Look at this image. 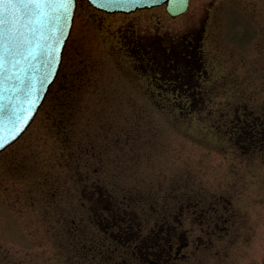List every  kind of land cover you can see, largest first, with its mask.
Returning a JSON list of instances; mask_svg holds the SVG:
<instances>
[{
  "label": "rangeland",
  "instance_id": "obj_1",
  "mask_svg": "<svg viewBox=\"0 0 264 264\" xmlns=\"http://www.w3.org/2000/svg\"><path fill=\"white\" fill-rule=\"evenodd\" d=\"M146 17L140 23L132 18L131 23L135 22L134 28L146 23L152 31L142 37L147 36L149 43L163 40L166 46L171 44L165 35L171 25L184 30L198 22V35L205 27L201 34L206 65L202 78L195 71L194 84L204 91L201 95L211 110L202 112L196 104L189 112L184 110L186 114L162 111L156 105L157 110L155 95L143 96L134 89L144 71L151 73L147 59L138 55L132 66L120 56L128 42L122 39L127 28L118 25L120 18L105 17L80 3L61 74L70 80L80 74L82 86L74 98L85 103L90 112L87 121L91 122L84 131L81 117L76 116L62 135L61 123L49 122L48 98L27 133L0 155V264L105 262L94 250L102 244L104 229L95 228L90 220L96 209L87 202L92 191L85 192L78 185L82 168L95 166L96 161L92 153H80L78 146L88 140V147L96 145L99 134H106L101 126L110 121L114 133H127L133 141L138 140L132 156L118 153L122 172L117 173V184L123 187L122 194L129 192L127 189L143 194L153 186L161 187L167 195L174 193L178 183L191 181L237 183L244 189L246 213H255L259 197L263 200L258 202L263 203L259 212L264 214V145L251 155L238 152L250 149L253 143L240 146V141L226 135L230 122H221L215 115L226 112L229 105H243L248 114L264 119V0H191L188 13L177 20H170L163 8ZM168 97L170 102L192 98L184 93ZM113 112L115 115L109 116ZM228 112L225 116L231 120L233 109ZM67 147L68 157L63 154ZM131 165L132 172L128 169ZM71 220L88 224L86 235L77 237L70 232ZM78 239L79 245L86 244L76 248ZM250 244L264 249V238L253 237Z\"/></svg>",
  "mask_w": 264,
  "mask_h": 264
},
{
  "label": "flooded vegetation",
  "instance_id": "obj_2",
  "mask_svg": "<svg viewBox=\"0 0 264 264\" xmlns=\"http://www.w3.org/2000/svg\"><path fill=\"white\" fill-rule=\"evenodd\" d=\"M151 11L128 15L101 13L105 17L120 18L118 25L127 28L122 39L128 42L120 56L131 65L133 58L138 59V55L147 59L151 73L144 71L137 78L140 84L134 87L135 91L155 95L154 107L157 109L159 106L162 111L169 109L173 113L178 110L186 114L195 104L202 112L210 111L202 96L204 91L194 84L196 74L202 78L206 65L201 34L205 27L198 35L195 28L198 22L194 27L184 30H175V25H171L169 34H165L171 39L169 46L161 43L163 40L160 39L149 43L148 37L142 36L152 29L148 30L146 23L144 27L134 28L135 22H131L132 18L138 22L143 20ZM156 36L162 38L159 34ZM172 93H184L192 98H188V102H170L168 95ZM244 107L229 105L228 109H233L231 120L225 116L230 114L228 109L215 115L219 121L230 122V128L225 129L226 135L234 141H240V146L253 143L250 149L238 151L251 155L261 151L260 147L264 145V119L262 121L255 114H248L243 110ZM63 109L68 116H80V122H83L81 129L85 131L91 122L87 121L90 112L85 110V103H79L77 111L67 106H63ZM53 114L52 110L49 116ZM114 115L113 112L109 116ZM112 124L110 121L101 126L106 134H99L96 145L92 143V147H88V140L78 146L80 153H92L96 161L95 166L86 165L82 168L84 172L78 185L85 192L92 191L88 193L90 198L87 202L96 209L90 220L95 228L104 229L102 244L94 247L95 254H99L101 260L105 259V262L100 261L98 264H264V249L250 244L253 237L264 238V214L258 208L263 204L258 203L262 199H255V213L249 214L246 213L242 198L244 189L237 187V183L201 181L178 183L174 193L167 195L162 193L161 187L153 186H148L143 194L127 188L129 192L122 194L123 187L117 184V173L122 172L118 169V163H121L118 153L121 157L123 153L132 156L133 144H138V140L133 141L132 135L127 133H114ZM241 139L248 143L243 144ZM68 151V147L64 148L63 154L67 157ZM133 167H128L129 171L132 172ZM157 184L162 186L160 182ZM79 225L81 229L84 228V224Z\"/></svg>",
  "mask_w": 264,
  "mask_h": 264
},
{
  "label": "snow or ice",
  "instance_id": "obj_3",
  "mask_svg": "<svg viewBox=\"0 0 264 264\" xmlns=\"http://www.w3.org/2000/svg\"><path fill=\"white\" fill-rule=\"evenodd\" d=\"M134 2L135 0H108L107 4L101 6L123 8L130 7ZM73 6L74 0H0V84L7 79L14 84L28 86L21 77L26 76L42 56L48 57V74L51 73L55 51L45 49L43 42L46 33L53 27L62 35L61 22L69 20ZM43 80L47 81V74ZM30 111L31 106L26 112ZM26 112L17 113L13 109L10 113L13 139L28 119ZM0 147H4L2 140Z\"/></svg>",
  "mask_w": 264,
  "mask_h": 264
},
{
  "label": "water",
  "instance_id": "obj_4",
  "mask_svg": "<svg viewBox=\"0 0 264 264\" xmlns=\"http://www.w3.org/2000/svg\"><path fill=\"white\" fill-rule=\"evenodd\" d=\"M86 1L97 10L107 13H131L138 9H151L166 4L168 12L173 17L185 13L189 6V0H135L130 7L123 8L102 7L101 5L107 4L108 0ZM76 6L77 2L74 0V6L71 10L69 20L66 23L61 22L60 27L62 29V35L56 32L54 27L50 32L46 33L45 41L43 42L45 49H52L55 51V63L51 73L48 74V57L42 56L41 59L28 70L26 76L21 77V79L26 81L28 86L19 83L14 84V82H9L7 79L0 84V140L4 143V147H0V153L15 143L31 125L50 87L54 83L62 63L66 42L71 33ZM16 71L17 73L19 72L18 69ZM45 74H47V81L43 80ZM33 101L34 103H32ZM29 106H31V111L26 112ZM13 109H15L17 113L26 112L28 116V119H26L22 125V130L15 133L14 139L10 132L12 124L9 119Z\"/></svg>",
  "mask_w": 264,
  "mask_h": 264
},
{
  "label": "trees",
  "instance_id": "obj_5",
  "mask_svg": "<svg viewBox=\"0 0 264 264\" xmlns=\"http://www.w3.org/2000/svg\"><path fill=\"white\" fill-rule=\"evenodd\" d=\"M80 77H78V75H73L72 80H70L66 75H63L60 82L57 83V87H56V91H55V95H54V99L59 102V103H63L66 101L75 103L76 99L74 98V96L77 95V92L79 91V87H80ZM68 86H70L72 89L69 90V94L68 95H62V89L61 88H67ZM64 115L62 112H60L58 114V119L57 121H59V123H61L64 119ZM88 224L85 225V228L80 227V225H78L76 222H74L73 220H71V224H70V231H73L72 233H74L77 237H79V235H81L82 233L86 235L85 232L88 231ZM81 239H78L77 241H79ZM86 243L83 242L82 245L84 246ZM88 247V244L86 245Z\"/></svg>",
  "mask_w": 264,
  "mask_h": 264
}]
</instances>
